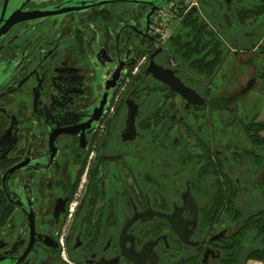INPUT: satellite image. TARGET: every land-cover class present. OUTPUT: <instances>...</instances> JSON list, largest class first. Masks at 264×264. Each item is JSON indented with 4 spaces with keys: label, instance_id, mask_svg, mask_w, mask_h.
I'll return each instance as SVG.
<instances>
[{
    "label": "flooded vegetation",
    "instance_id": "af4514ba",
    "mask_svg": "<svg viewBox=\"0 0 264 264\" xmlns=\"http://www.w3.org/2000/svg\"><path fill=\"white\" fill-rule=\"evenodd\" d=\"M185 1L0 0V264H136L123 250L139 253L155 241L144 264H160L182 245L200 264L218 262L216 243L238 227L219 218L202 237L198 203L214 192L201 190L247 179L231 181L215 138L232 158L253 161L254 186L264 155L231 145L224 129L215 133L213 115L231 111L228 97L204 95L199 106L176 93L158 101L135 85L126 91L138 75L151 88L165 85L147 71L151 61L181 79L167 60L165 27L180 20ZM127 99L138 106L132 139L122 134ZM147 208L174 213L189 243L147 213L122 233Z\"/></svg>",
    "mask_w": 264,
    "mask_h": 264
},
{
    "label": "trees",
    "instance_id": "16d2710c",
    "mask_svg": "<svg viewBox=\"0 0 264 264\" xmlns=\"http://www.w3.org/2000/svg\"><path fill=\"white\" fill-rule=\"evenodd\" d=\"M199 4L203 14L198 8L194 11L193 8L185 10V6L183 7L182 12L178 14L181 18L172 29L171 39L167 44V60L175 62L182 81L192 88L199 86V80L205 81L206 84L212 80L229 52L221 35L230 42L228 39L232 33L228 27L227 32L219 28L215 20L216 11L225 6L223 0H199ZM236 15L238 22L244 26L248 17H254L256 20L264 18V0H258L252 6H241ZM220 19L225 26L233 25L226 14H220ZM261 23L263 26V20ZM256 27L260 28L259 24ZM260 40L256 43L251 42L246 49L257 51L256 53L259 52L264 58V43H260ZM257 76L263 77L264 71L260 70ZM132 85L137 86L140 96L145 95L158 101L173 99L172 96L175 95L165 85H162L163 87L151 85L152 88L150 84L146 86L141 75L135 78L134 84L131 80L126 85L127 92ZM211 93V86H204L203 95L208 96ZM154 115L158 116V112H154ZM244 130L248 134V141L255 149H264V136L260 135V131L264 130V121L251 118L244 125ZM254 187L264 198V170L261 184ZM236 196L235 187L230 189L219 187L215 189L213 200L198 203L201 211L202 237L205 231H209L223 215L241 220L240 225L231 235L221 238L216 243L222 252L216 264H246L250 259L264 263V208L248 209L247 204V207L240 208L236 205ZM182 247L177 246L170 250V254L163 255L160 264H200L196 251L193 250L191 254L182 256L181 250H187V246L182 245Z\"/></svg>",
    "mask_w": 264,
    "mask_h": 264
},
{
    "label": "rangeland",
    "instance_id": "374dc122",
    "mask_svg": "<svg viewBox=\"0 0 264 264\" xmlns=\"http://www.w3.org/2000/svg\"><path fill=\"white\" fill-rule=\"evenodd\" d=\"M257 2L258 0H237L231 2L230 6L227 8V4H225L223 0V4L225 6L216 11L215 20L217 26L221 29H224L225 32L229 30L228 28L232 30L230 39H228L230 42L225 40V38L221 35L224 42H227L226 47L229 52L212 80L207 84L205 81L199 80V86H195L198 90L194 88L200 95L204 96L203 88L204 86L209 85L211 86L212 90L211 95H216L219 98H229L231 101V104L229 105L231 107V111L223 113L217 112L213 115V126L215 128V133H222L220 130L224 129L225 131L223 133H225V135L228 133L231 136V145L235 146L236 144H239V147H241L243 144L248 150H250L252 145L248 141L245 131L240 126V121L241 119L245 120V114H248V121L251 118L264 121V76H257L260 70L264 71L262 70V67L264 66V58L259 52L256 53L257 51L247 50L246 46L250 45L251 42H258L260 38V43H264V18H258L257 21L254 17H248L245 19L246 26H244L238 22L236 12L241 6H252ZM198 7L200 9L199 12L203 14L200 4H198ZM220 14H226L227 17L230 18V21L233 23V25L225 26L224 23H221ZM262 20L263 26L261 23ZM176 23V20H170V23L168 22V25L165 27V35H168L172 32V29L174 26H176ZM258 24L260 28L257 29L256 26ZM250 79H253V82L252 84L251 82L249 83V88L243 92L242 95L238 93L240 96L238 95L239 97L233 101L234 98L231 96L239 92L241 88H244ZM150 83L152 85L154 84L151 81ZM154 100L156 99L154 98ZM154 100L152 99V101ZM209 122L211 123L210 116L206 132L211 135L212 128L210 127ZM219 123L221 125V129L217 131L216 126H218ZM230 126L234 129H231ZM260 134L264 135V130L260 131ZM214 146L216 149L224 150L218 154H220V158L222 162H224L223 168L225 173L231 178V181H234V178L237 176L246 177L247 179L246 182H242L244 184L246 183L245 186L241 183V185H238L237 188L235 187L237 191V196L235 199L236 205L240 208H244L247 204L248 209H257L260 207L264 208V198H262L259 192L255 190V187L252 183L253 177L257 176L254 170L255 165L253 161L248 157L246 158V155H238L236 158H232L229 155L230 150H226L225 142H223L219 137L217 139L215 138ZM256 151L261 155H264V149L259 148L256 149ZM225 155H228L229 158L225 159ZM201 191L205 193V197L215 192V190L210 185L206 188H203ZM80 193H82V191ZM199 202H205V200H199ZM220 222L225 224V227H229V230H231L237 228L240 225L241 220L232 219L230 216L223 215L220 217ZM192 251V249L184 250L181 255L186 256L192 253ZM209 264H211V261ZM246 264L259 263L257 260L250 259L246 262Z\"/></svg>",
    "mask_w": 264,
    "mask_h": 264
},
{
    "label": "water",
    "instance_id": "95a60500",
    "mask_svg": "<svg viewBox=\"0 0 264 264\" xmlns=\"http://www.w3.org/2000/svg\"><path fill=\"white\" fill-rule=\"evenodd\" d=\"M147 71L152 75L154 79L168 86L172 92L178 94L187 103H191L199 106L205 103V98L202 95H200L194 88L186 85L178 76H176V74L172 69L161 67L155 64L153 61H151L147 68ZM249 86H247L246 89H248ZM126 102L128 104V112H127L126 126L125 129L122 131V134L124 139H132L136 133L135 117L137 115L138 106L136 103H134L132 99H127ZM146 213L164 219L166 222L169 223L172 231L182 242L187 244L189 243V241H187L183 235L181 226L173 218L174 213H165V212L153 210L151 208H147L145 211L141 213H135L133 217L129 219L126 222V224L123 226L122 233L128 228V226L134 220L145 215ZM222 234L223 231L219 232L217 235L213 236V239L217 238L219 235ZM154 243H148L146 245H143L139 253H133L130 255L128 251L123 250L122 254H124L128 259H131L136 264H144V257L151 252ZM205 255L206 252L204 256Z\"/></svg>",
    "mask_w": 264,
    "mask_h": 264
},
{
    "label": "built area",
    "instance_id": "2783aa9c",
    "mask_svg": "<svg viewBox=\"0 0 264 264\" xmlns=\"http://www.w3.org/2000/svg\"><path fill=\"white\" fill-rule=\"evenodd\" d=\"M185 10H188V9H190V8H192V7H196V8H198L199 9V7H198V2L196 1V0H186L185 1ZM184 10V11H185ZM161 15H166L165 13H161ZM259 264H264L263 262H261V261H257Z\"/></svg>",
    "mask_w": 264,
    "mask_h": 264
},
{
    "label": "crops",
    "instance_id": "0c3cea01",
    "mask_svg": "<svg viewBox=\"0 0 264 264\" xmlns=\"http://www.w3.org/2000/svg\"><path fill=\"white\" fill-rule=\"evenodd\" d=\"M227 43V42H226Z\"/></svg>",
    "mask_w": 264,
    "mask_h": 264
}]
</instances>
